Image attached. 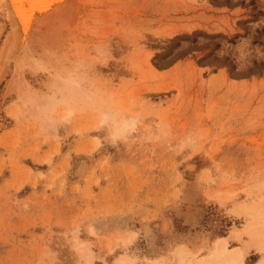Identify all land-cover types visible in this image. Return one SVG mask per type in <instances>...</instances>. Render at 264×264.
Segmentation results:
<instances>
[{
    "label": "rangeland",
    "instance_id": "rangeland-1",
    "mask_svg": "<svg viewBox=\"0 0 264 264\" xmlns=\"http://www.w3.org/2000/svg\"><path fill=\"white\" fill-rule=\"evenodd\" d=\"M67 41L0 81V264H262L264 0H81Z\"/></svg>",
    "mask_w": 264,
    "mask_h": 264
},
{
    "label": "bare ground",
    "instance_id": "bare-ground-1",
    "mask_svg": "<svg viewBox=\"0 0 264 264\" xmlns=\"http://www.w3.org/2000/svg\"><path fill=\"white\" fill-rule=\"evenodd\" d=\"M80 2L81 0H54L51 10L40 12L32 11L29 0H0V21L7 22L9 27L0 50V81L9 74L11 78L7 79L6 85L15 77H19L16 82L19 83L27 70L38 73L40 69L55 66V61L61 57L62 50L67 45L69 33L77 25ZM25 19L29 20L27 29ZM67 81L64 78L58 83L64 86ZM126 126V122L123 123V127ZM262 227L264 229V225ZM131 235L134 236L133 233ZM228 249L227 239L219 238L214 252V256H220L218 264H245L243 250L237 248L236 257H233ZM187 251L183 245L179 246L173 263L194 264L195 259L185 263Z\"/></svg>",
    "mask_w": 264,
    "mask_h": 264
},
{
    "label": "snow or ice",
    "instance_id": "snow-or-ice-1",
    "mask_svg": "<svg viewBox=\"0 0 264 264\" xmlns=\"http://www.w3.org/2000/svg\"><path fill=\"white\" fill-rule=\"evenodd\" d=\"M29 3L31 5L32 11L39 10L40 12H43L46 10H51L54 0H29ZM24 24H25V29H27L29 20L25 19ZM101 55H104V53L101 52ZM106 120H107V117H105V121ZM103 122L104 121H102V123ZM81 254L83 255L84 253L82 252ZM262 264H264V262H262Z\"/></svg>",
    "mask_w": 264,
    "mask_h": 264
}]
</instances>
